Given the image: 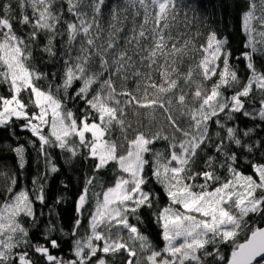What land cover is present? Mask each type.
<instances>
[{"label":"trees","instance_id":"16d2710c","mask_svg":"<svg viewBox=\"0 0 264 264\" xmlns=\"http://www.w3.org/2000/svg\"><path fill=\"white\" fill-rule=\"evenodd\" d=\"M9 37L30 84L14 91L0 49V111L17 95L36 116L35 94L47 95L64 119L102 129L116 159L75 133L60 143L45 125L42 143L25 118L0 123V264H226L264 225L261 187L237 237L192 259L167 249L161 222L173 191L264 169V0H0V46ZM137 141L138 190L121 224L95 229Z\"/></svg>","mask_w":264,"mask_h":264},{"label":"rangeland","instance_id":"374dc122","mask_svg":"<svg viewBox=\"0 0 264 264\" xmlns=\"http://www.w3.org/2000/svg\"><path fill=\"white\" fill-rule=\"evenodd\" d=\"M0 49L14 91L18 93L21 87L30 84V75L23 66L18 43L9 37ZM35 95L39 107L36 116L27 117L15 95L0 111V123H5L13 117L25 118L27 127L42 143L44 139L41 130L45 125L49 126L52 135L60 143H64L68 134L75 133L81 141L89 140L91 144L89 153L97 160L103 162L116 159L114 148L105 144L103 131L97 125L82 121L77 127L71 118L66 120L60 115L58 104L53 99L41 93ZM141 151L142 142L137 141L132 150L118 160L124 180L104 194L94 214L95 229L101 224L104 226L121 224L123 205L138 190L142 165ZM258 173L256 181L238 177L237 181L221 185L206 193H190L185 189L173 191L172 203L161 214L167 249L173 253L183 254L184 259H192L196 256V248L212 238L218 237L224 242L235 239L241 218L247 212L255 211L260 205L261 199L256 196L255 190L257 187L264 188V169H259ZM250 226L251 223L247 227ZM95 238L97 235L93 233L90 241L95 243Z\"/></svg>","mask_w":264,"mask_h":264},{"label":"water","instance_id":"95a60500","mask_svg":"<svg viewBox=\"0 0 264 264\" xmlns=\"http://www.w3.org/2000/svg\"><path fill=\"white\" fill-rule=\"evenodd\" d=\"M264 258V225L242 242L226 264H256Z\"/></svg>","mask_w":264,"mask_h":264}]
</instances>
